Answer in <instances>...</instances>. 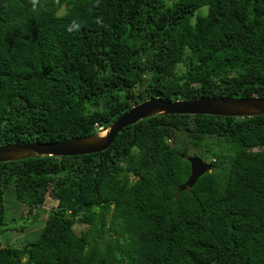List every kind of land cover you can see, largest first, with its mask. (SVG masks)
<instances>
[{"label":"trees","instance_id":"trees-1","mask_svg":"<svg viewBox=\"0 0 264 264\" xmlns=\"http://www.w3.org/2000/svg\"><path fill=\"white\" fill-rule=\"evenodd\" d=\"M205 97L264 98V0H0V146ZM188 156L211 170L179 191ZM8 192L11 223L41 224L20 248ZM0 264H264V116L156 115L101 153L0 163Z\"/></svg>","mask_w":264,"mask_h":264},{"label":"water","instance_id":"water-1","mask_svg":"<svg viewBox=\"0 0 264 264\" xmlns=\"http://www.w3.org/2000/svg\"><path fill=\"white\" fill-rule=\"evenodd\" d=\"M206 115L221 117L264 116V98L205 97L192 100L164 101L150 98L133 105L119 116L103 133L52 143H14L0 146V163L36 156L72 157L101 153L107 150L124 128L156 115ZM190 174L179 191L192 188L197 180L211 170V165L197 156L186 157Z\"/></svg>","mask_w":264,"mask_h":264},{"label":"rangeland","instance_id":"rangeland-1","mask_svg":"<svg viewBox=\"0 0 264 264\" xmlns=\"http://www.w3.org/2000/svg\"><path fill=\"white\" fill-rule=\"evenodd\" d=\"M162 1H164V3H167V0H162ZM198 12L205 14L207 12V8L203 7ZM103 132H104V130L100 131V133H103ZM5 200H6L5 201L6 212H5L4 217H5V221L7 223L8 228L11 229V227H12L14 229L15 227H17V228L24 227L25 229L21 232L16 231V230H11V231L5 232L1 236L2 245L20 248V247H22V245H25L29 242L35 241L38 237L37 235L39 234V232L41 230V224L40 225L38 223L35 224L31 220H29V221H22V222L18 221V223H20V224H17L15 226L13 223H11V220L13 218L12 209H9L11 202L13 204L15 203L13 195L10 192L6 193L5 194ZM55 205H56V203L50 199H47L45 201V205L43 207V210H45V212H44V215L41 216V218L43 220L47 219L46 212H48L53 207H55ZM82 229L85 230L86 227L84 225H81V224H77L75 226V231L77 233H79Z\"/></svg>","mask_w":264,"mask_h":264}]
</instances>
